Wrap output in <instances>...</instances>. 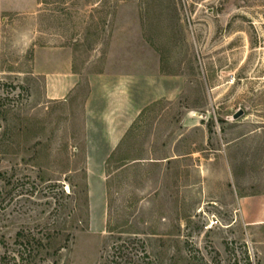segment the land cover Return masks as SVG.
<instances>
[{
  "label": "rangeland",
  "instance_id": "obj_1",
  "mask_svg": "<svg viewBox=\"0 0 264 264\" xmlns=\"http://www.w3.org/2000/svg\"><path fill=\"white\" fill-rule=\"evenodd\" d=\"M38 2L0 21V264H264V0Z\"/></svg>",
  "mask_w": 264,
  "mask_h": 264
},
{
  "label": "crops",
  "instance_id": "obj_2",
  "mask_svg": "<svg viewBox=\"0 0 264 264\" xmlns=\"http://www.w3.org/2000/svg\"><path fill=\"white\" fill-rule=\"evenodd\" d=\"M38 6V0H0V21H3L4 15L32 12ZM69 73V71L63 72V77L59 78L57 82L49 81L48 90L53 96L57 94L59 97H64L68 95L72 88L77 86L78 83L75 79H73L72 84L69 79H65L66 76H69ZM71 76L76 78V75Z\"/></svg>",
  "mask_w": 264,
  "mask_h": 264
},
{
  "label": "trees",
  "instance_id": "obj_3",
  "mask_svg": "<svg viewBox=\"0 0 264 264\" xmlns=\"http://www.w3.org/2000/svg\"><path fill=\"white\" fill-rule=\"evenodd\" d=\"M127 247L130 248V246H128L127 243H125V244L121 245V246L118 248V250H119L120 252H122V251H124L125 249H128ZM26 248H27V250H28V249L30 248V245L28 244V246H26ZM31 249H34V247L31 246ZM27 250H26V251H27ZM108 264H109V263H108ZM145 264H154V263L149 262V263H145Z\"/></svg>",
  "mask_w": 264,
  "mask_h": 264
},
{
  "label": "water",
  "instance_id": "obj_4",
  "mask_svg": "<svg viewBox=\"0 0 264 264\" xmlns=\"http://www.w3.org/2000/svg\"><path fill=\"white\" fill-rule=\"evenodd\" d=\"M244 116V112L243 111H240L239 113H237L235 116H234V120H239L240 118H242Z\"/></svg>",
  "mask_w": 264,
  "mask_h": 264
}]
</instances>
